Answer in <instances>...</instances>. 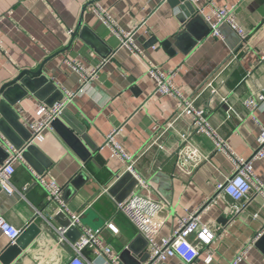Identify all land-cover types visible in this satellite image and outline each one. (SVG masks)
<instances>
[{"label": "crops", "instance_id": "0c3cea01", "mask_svg": "<svg viewBox=\"0 0 264 264\" xmlns=\"http://www.w3.org/2000/svg\"><path fill=\"white\" fill-rule=\"evenodd\" d=\"M89 1L0 0V88L19 74L43 66V74L57 90L77 91L81 75L76 63L91 70L109 58L88 91L75 97L56 127L43 131L29 158L16 164L12 182L18 192L10 195L0 189V216L22 230L30 222L41 227L13 264H68L71 260L69 244L59 240L55 230L61 226L53 219L59 207L47 202L44 189L35 182L36 173L56 178L65 203L80 215L82 224L102 228V241L119 255L118 264H139L149 253L146 240L117 211V202L128 196L136 180L125 172L123 160L102 148L112 128L119 130L120 145L137 155V173L149 179L165 203L154 233L157 241L170 236L181 217L209 203L201 220L217 230L216 241L192 263L175 255L164 264H233L247 247L246 258L238 264H264V195L253 188L248 198L237 202L217 192L234 164L205 133L192 134L188 143L199 150L202 161L191 174L179 169L178 132L191 131V117L178 119L174 129L164 131L178 108V97L155 93L157 81L147 73L149 61L174 73V87L185 97L195 98L230 149L250 157L259 147L264 125V110L251 114L244 104L256 93H264V0H214L217 7H236L239 23L250 34L249 47L244 49L228 24L221 26L222 38L211 36L203 17L192 20L168 0H99L85 10ZM97 7L124 31L138 27L134 40L143 56L120 46L119 36L101 19ZM206 13L212 9L206 7ZM70 30L76 32L74 38ZM225 65L215 80L217 93L205 89ZM36 77L25 73L24 85L7 89L8 106L0 115L5 125L0 131L13 144L23 140L24 129L31 132L25 121L38 119L37 107L45 103L42 98L57 101L56 91L46 95ZM154 137L158 139L152 143ZM93 145L99 150H93ZM5 159L0 145V164ZM253 173L264 183V158L254 161ZM107 223L117 230L106 228ZM72 236L77 233L67 237L72 240ZM10 243L0 230V253ZM84 253L92 264H106L104 256L92 249Z\"/></svg>", "mask_w": 264, "mask_h": 264}, {"label": "built area", "instance_id": "2783aa9c", "mask_svg": "<svg viewBox=\"0 0 264 264\" xmlns=\"http://www.w3.org/2000/svg\"><path fill=\"white\" fill-rule=\"evenodd\" d=\"M189 1L197 6V13L206 21L211 36L222 38L221 26L228 24L239 35L241 49L249 47V31L239 23L235 6L217 7L214 0ZM202 2H205V5L200 4ZM206 7L212 9L211 14L206 13ZM97 13L104 22L113 27V31L119 36L120 46L128 47L135 55H144L143 50L137 46L134 40L138 27L124 31L117 27L116 23L101 7H97ZM145 22L146 20L141 25ZM69 32L72 33L71 30ZM234 57H236V54H234ZM107 61H109L108 57L101 60L91 70L86 69L81 62L76 63V68L81 75L79 89L77 91L64 89L63 97L52 105L44 102L38 105L36 110L38 119L36 121H30L29 119L25 121V124L31 129V138L23 149H18L0 131V145L6 154V159L0 164V187L6 193L14 195L18 192L13 185L12 178L16 172V164L18 162H25L23 152L27 146L35 144L39 139H42L43 131L52 129L53 122L74 101L75 97L88 91L92 83L99 78L101 68ZM147 65V73L157 81L155 93H170L178 97V108L167 123L164 131L174 129V123L178 119L186 116L191 117V131L188 133L178 132L181 138V146L178 151L179 160L177 162L179 169L186 174H191L193 169L202 161L203 158L199 150L188 143L192 134L205 133L215 139L217 150L227 152L234 164L232 174L224 182L219 183L217 192L224 193L237 202L248 198L253 188L259 194L264 195V183L255 178L253 173L254 161L264 158V125H261L257 151L248 158L235 154L228 146L226 140L211 127L203 110L196 106L195 98L185 97L174 87L172 81L174 73L164 72L150 61ZM226 68L227 65L219 69L215 77L206 84L205 89H209L212 93L216 94L217 87L215 80L219 79ZM244 104L251 114H254L256 111H263L264 93H256L254 97L247 99ZM118 131V128L111 129L110 133L106 136L105 144L102 148L107 147L111 151L112 156L123 160L126 164L125 172L132 174L136 180L133 190L127 197L117 202L116 206L117 211L127 219L149 245L148 257L139 264H164L169 257L175 255L179 256L186 263L194 262L201 255V251L209 248L218 237L217 230L203 223L201 220V215L209 203H205L200 208L181 217L172 234L157 241L154 238V233L158 217L165 208V203L153 188L149 179L137 173L135 166L137 155L128 153L120 145L116 139ZM157 139L158 137H154L152 143L156 142ZM187 157L191 158L192 163L187 161ZM82 166L84 168V165ZM35 182L44 189L47 202L58 205V211H63L71 219V224L68 227L59 226L55 228L59 240L67 242L72 250L71 260L68 264H92L86 258L84 253L86 249H92L96 253L103 255L106 264H118L119 255L115 253L112 247L105 245L102 241V228L94 229L82 224L80 215L74 213L65 203L63 199V187L58 183L56 178L47 177L43 173H36ZM104 192H107V188L104 189ZM70 226H76L81 231L80 237L75 241L69 239L66 235ZM106 228L114 232L117 230L113 223H107ZM0 230L10 239L11 243H14L22 232V229L17 228L3 216H0ZM249 248L243 249L233 264H238L242 259H245ZM211 259L212 256L210 255L208 261Z\"/></svg>", "mask_w": 264, "mask_h": 264}, {"label": "water", "instance_id": "95a60500", "mask_svg": "<svg viewBox=\"0 0 264 264\" xmlns=\"http://www.w3.org/2000/svg\"><path fill=\"white\" fill-rule=\"evenodd\" d=\"M99 0H90L87 5L85 10L87 9L88 5H93L96 2H98ZM168 2L173 5V6H180L181 9H183L184 14L186 15V17H190L192 18V20H197V19H203L201 15H199L197 12V8L196 6L189 0H168ZM185 16H181L182 21L186 22L187 18ZM83 23V18L80 21L79 27L82 25ZM72 37L74 38L76 35V32H72ZM164 45H169L168 42H165ZM44 70H43V66L38 69L36 72H32V71H25L21 74H19L14 80H12L10 83H6L5 85H3L0 88V115L5 114L4 113V109L8 106L7 104V98H6V93L10 90L7 91L8 88H11L13 85H16L17 83L24 85L25 84V78H23V75L25 73H29V74H34L35 76H37L36 81L37 83H39L40 85H42L43 90H45L47 94H49L50 92L56 91V100L60 99L63 97V93L59 90H57V86L56 84L50 79L48 78L46 75L43 74ZM45 83V84H44ZM38 84V85H39ZM43 100H45V103H48L49 105L53 104V101H49L45 98H42ZM65 110L60 114V116L53 122L54 127H56L58 121L60 120L59 118H64L65 115ZM5 125V120L0 118V126L1 128ZM3 130V129H2ZM3 132L7 135L8 133L3 130ZM31 138V132L29 130L24 129V133H23V140H21L20 142H14V145L18 148V149H23L28 142L30 141ZM93 150H99V148L93 146H90ZM35 151V144H31L28 145L27 148L24 150L23 152V156L25 158H29V154L31 152ZM122 182V181H120ZM1 189V187H0ZM54 221L58 224H60L61 226L64 227H68L71 224V219L70 217H68L67 214H65L63 211H57L53 217ZM41 232V227L35 223V222H30L21 232L20 236L15 240L14 243H10L1 253H0V261L3 264H13L14 261L22 254V252L24 250H26L29 245L33 242V240L38 236V234ZM73 232L77 233V237L72 236V240L75 241L77 240L80 235H81V231L78 227L76 226H70L66 235L69 236L71 235ZM139 237H141L143 239V237L140 235ZM147 243V241H146ZM132 249V245H130L129 247H127V252H130ZM148 257V253L145 254L144 258L141 259V261H144L146 258ZM139 261V263L141 262Z\"/></svg>", "mask_w": 264, "mask_h": 264}]
</instances>
